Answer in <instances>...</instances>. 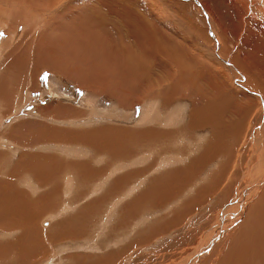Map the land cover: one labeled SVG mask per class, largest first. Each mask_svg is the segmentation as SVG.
<instances>
[{"label":"rangeland","instance_id":"1","mask_svg":"<svg viewBox=\"0 0 264 264\" xmlns=\"http://www.w3.org/2000/svg\"><path fill=\"white\" fill-rule=\"evenodd\" d=\"M101 1L72 0L74 6L69 9L60 5L64 0L56 5L55 0H0V91L10 88L13 92L12 97L7 95L5 108L0 96V115L17 108L23 113L5 119L1 136L15 141L10 128L14 123L45 121L40 106L50 103L60 109V125L78 130L106 126L112 128L111 134L129 128L123 131H127L125 139L110 143L112 146L85 142L72 144L67 151L63 144L56 147L52 142L51 149L57 148L58 156L62 155L53 178L54 190L47 175L38 183L33 171L15 165L27 152L22 150L23 143L19 147L15 143L17 148L7 149L6 155L0 147V177L10 180L12 173L21 175L13 177L16 188L26 189L41 213L36 217L33 208L21 211L15 201L9 208L0 206V264H181L205 247L208 253L194 264H264V199L260 200V190L248 198L252 164L263 159V152L254 153L248 138L246 142L240 139L241 131L250 135L258 126L253 113L263 99L255 88H250L254 92L238 89L237 73L225 60L240 69L253 66L252 79L257 74L264 78V0ZM16 10L20 14L27 11L23 15L26 18L28 13L31 24L37 22L32 32L21 30L23 46L27 42L23 34L34 39L26 52L17 49L19 40L9 38L16 30ZM211 22L215 26L210 27ZM214 31L221 42L214 38ZM36 49L41 63L38 71ZM236 54L240 60L233 58ZM85 58H93L90 67L96 62L100 72L108 71L110 65L116 71L105 72L102 84L95 77L86 83L77 73L86 66ZM169 58L180 59L185 79L177 80L180 69ZM213 73L216 77L209 83ZM58 90L80 98L88 93L98 100L94 107H115L131 117L130 121L145 110L148 118L142 115L137 123L116 119L119 115L112 119L106 117L109 110L107 115L92 117L95 110L91 107L56 100ZM151 90L153 94L148 95ZM73 108L79 113L66 117ZM81 108L86 110L80 112ZM257 134H263L260 125ZM217 141L225 145L223 153L217 149ZM228 147L233 149L231 155ZM35 148L48 150L41 151L36 145L28 151ZM80 160L87 161L83 165L86 171L73 162ZM71 161L73 173L67 170ZM96 168L103 171L98 175ZM70 175L73 183L66 178ZM51 208L59 211L57 216H50ZM224 212H242V216L229 224L225 236H218L226 222L218 223L220 229L212 225Z\"/></svg>","mask_w":264,"mask_h":264},{"label":"bare ground","instance_id":"2","mask_svg":"<svg viewBox=\"0 0 264 264\" xmlns=\"http://www.w3.org/2000/svg\"><path fill=\"white\" fill-rule=\"evenodd\" d=\"M8 1V0H7ZM14 1V0H13ZM63 0H55V5L56 4H60L61 2H62ZM98 1V0H97ZM16 2H17V0H16ZM23 2V1H22ZM26 2H28V1H26ZM73 2H74V0H73ZM72 2V0H64V2H62L60 5L62 6V4H65V6L67 7V8H71V6H74V3ZM99 2H100V0H99ZM102 3H106L104 0H102L101 1ZM9 3V2H8ZM47 5H49V4H47ZM59 6V5H58ZM60 6V7H61ZM57 8V7H56ZM55 8V9H56ZM63 8H64V6H63ZM74 10H75V8L74 7H72ZM10 9H12V8H10ZM55 9H54V11H55ZM72 9V10H73ZM59 10V9H58ZM64 10H65V8H64ZM23 11V10H22ZM206 15H207V17H211V19H213V16L212 15H210L209 13H207L204 9L202 10ZM13 12V11H12ZM15 12V11H14ZM14 12H13V14H14ZM25 12V13H24ZM24 12H22L23 14H26V12L27 11H24ZM51 12V11H50ZM62 12V11H61ZM68 12H70V10H68ZM72 12V11H71ZM9 13V12H8ZM35 13V12H34ZM54 13H56V12H54ZM66 13V12H65ZM264 13V12H263ZM15 14H17L16 16H15V19H17V20H15L14 21V27L16 28V30L15 31H13V33H15L13 36H10L9 38H11V37H13V39L15 40V41H17V40H19L18 41V43H17V49L19 50V48L20 49H22V51H24V50H27L28 49V43H32V42H34V39H31L30 38V40H29V38L27 37L28 36V34H23L22 35V37H24V38H27V42H26V46H23L22 44H21V42H20V40L22 39L21 37H20V39H19V36H21V33H22V31L23 30H26V29H31V30H28V32L29 31H31L32 32V25H35L34 23H37V22H35V20H33L34 21V23L33 24H31V22L30 21H28V18L27 17H29L28 16V13H27V15H26V18H25V15H23V14H20V12L18 13L17 12V10H16V13ZM58 14H60V13H58ZM63 14V13H62ZM68 14V13H67ZM71 14V13H70ZM10 15V14H9ZM19 15V18L17 17ZM8 16V14L6 15V17ZM14 16V15H13ZM36 16V15H35ZM60 17V16H59ZM65 17V16H64ZM35 18V17H34ZM2 19V18H1ZM6 19V18H5ZM30 19V18H29ZM35 19H37V18H35ZM43 19V18H42ZM55 19V18H54ZM67 19V18H66ZM12 20V19H11ZM31 20V19H30ZM8 21H9V19H8ZM64 21V23H65V19L63 20ZM53 22V21H52ZM9 23V22H8ZM38 23H39V21H38ZM54 24V23H53ZM56 24V23H55ZM37 25V24H36ZM40 25V24H39ZM43 25V24H42ZM61 25V24H60ZM38 26V25H37ZM37 26L36 27H34L35 29L37 28ZM51 26H53L52 24H51ZM212 26H215V25H213V23L211 22V26L210 27H212ZM4 28V27H3ZM39 28L40 27H38L37 29H38V31H39ZM47 29H49L48 27H46ZM51 28H53V27H51ZM50 28V29H51ZM1 30H2V28H1ZM22 30V31H21ZM43 30H44V28H43ZM214 30H216V29H214ZM9 31V30H8ZM27 31V30H26ZM51 32V31H50ZM33 33L36 35V31H34L33 30ZM53 34V33H52ZM0 35H1V33H0ZM29 35H31V34H29ZM48 35V34H47ZM213 35H214V38L216 39V41H220L219 40V38H218V35L216 34V31H214L213 32ZM34 36V35H33ZM37 36H38V34H37ZM40 36H41V32H39V38H40ZM53 36V35H52ZM55 37H57V36H55ZM5 38V37H4ZM8 38V37H7ZM51 38V37H50ZM12 39V38H11ZM81 39V38H80ZM28 40H29V42H28ZM84 40V39H83ZM10 41V40H9ZM23 41V40H22ZM8 42V41H7ZM43 42V41H42ZM57 42V41H56ZM85 42H86V40H85ZM221 42V41H220ZM41 43V42H40ZM53 43V42H52ZM87 43V42H86ZM219 43V42H218ZM28 44V45H27ZM43 44V43H42ZM89 44V43H88ZM8 45V44H7ZM83 45V44H82ZM4 46L6 47V44H4ZM3 46V43H2V47H4ZM4 47V48H5ZM30 47V46H29ZM6 48H8V46L6 47ZM5 48V49H6ZM88 48V47H87ZM90 48V47H89ZM3 49V48H2ZM1 49V50H2ZM85 49V48H84ZM200 49L202 50V48H201V46H200ZM203 50H205V48L203 49ZM4 51H6V50H4ZM20 51V50H19ZM87 51V50H86ZM2 52V51H1ZM24 52H26V51H24ZM36 52H37V57H36V65H35V67H36V69H37V71L38 70H40V65H41V63H40V61H39V59H40V55H39V50L38 49H36ZM41 52V51H40ZM82 52V51H81ZM80 52V53H81ZM85 52V51H84ZM83 52V53H84ZM229 52V51H228ZM53 53V52H52ZM86 53V52H85ZM16 54V53H15ZM43 54V53H42ZM76 54V53H75ZM79 54V53H78ZM92 54V53H91ZM24 55V54H23ZM77 55V54H76ZM166 55V54H165ZM164 55V57H166ZM77 56H79V55H77ZM76 56V57H77ZM84 56H86V54L84 55ZM88 56V55H87ZM221 58H222V56L221 55H219ZM238 56V54H236V55H234V59H236V60H240L239 59V57H237ZM58 57V56H57ZM75 57V56H74ZM88 57H90V54H89V56ZM173 57V56H172ZM60 59V58H59ZM93 59V58H92ZM92 59H89V60H87L86 58H85V60L86 61H88L87 62V64H85L86 66H84L83 65V67H81L80 69H79V71H77V73L79 74V76L80 77H82L83 78V81L85 82L86 81V83L88 82V79H93V77H95V78H97L98 79V81L99 82H101V84H102V82L104 81V76L103 75H105L106 73L105 72H112V71H116L115 70V68L113 69L112 68V65H110L108 68H106L108 71H104L103 69V71L102 72H100L99 70H97V68H96V62H95V64L93 63V67L91 68L90 67V65H91V63H92ZM169 59H171V58H169ZM168 59V60H169ZM95 60V59H94ZM172 60V59H171ZM170 60V61H171ZM178 59H176V60H174V58H173V60L172 61H176V63H175V65L177 66V68L178 69H180V72H178V75H176V76H178V77H176L177 78V80H180V78L182 79V78H186L187 76H186V72H184V73H182L181 72V70H182V67L184 68V66H183V64L182 63H180L179 62V60L177 61ZM225 60H226V63L229 65V66H231V68L237 73V75H235L234 77L236 78L237 77V86H238V89L239 90H241V89H247L248 91H251V92H254V91H252V90H250V88H255L257 91L255 92V93H257V94H259V95H261V97H262V99H263V104H261V106H260V108H257V112H255V113H253V115L255 116V119H256V123H257V125L259 126H261V128H262V130H263V134H262V136L260 137L258 134H257V130H258V126H255L254 128H255V130H254V132L252 131L251 133H250V135H248L247 133H245V134H243L242 135V131L240 132V139L243 141V142H246L245 140L247 139L250 143V145H253V147H251V146H249L250 148H252V150L254 151V153H255V151H257V152H259V153H262L263 152V156L261 157V158H263V159H259L260 161L259 162H255V164H252V170L254 171V173H253V171H252V173L254 174V176H253V178H252V180L251 181H249L248 182V186H249V193H248V198H249V200L252 198V195L254 194V193H256L258 190H260L261 192V194H262V196H263V198L262 199H260L261 201H263V199H264V187H261V185L263 184V182H264V176L263 177H261L262 175H263V173H262V171H264V166H263V164H264V91H263V89H262V86L264 85V78L263 77H261V76H258V74L256 75L257 76V78H254V79H252V75H254L253 73H256V69L255 68H253V66H250V67H246V66H244L242 69H240L238 66H236L235 64H233V65H231L232 63H230L226 58H225ZM224 60V61H225ZM75 61H77V59H75ZM74 61V62H75ZM60 62V61H59ZM215 62V61H214ZM63 63H64V65H67L64 61H63ZM77 63H78V61H77ZM46 65H48V64H46ZM57 65V64H56ZM62 65V64H61ZM63 65V66H64ZM217 65V64H216ZM238 65V64H237ZM60 66V65H59ZM58 66V67H59ZM82 66V65H81ZM95 66V67H94ZM105 66V65H104ZM240 66V65H239ZM46 67V66H45ZM61 68V67H60ZM56 69V68H55ZM111 69V70H110ZM42 70V69H41ZM121 72V71H120ZM212 72V71H211ZM216 72V71H215ZM57 73V72H56ZM187 73H188V71H187ZM215 74H217V73H213V74H211L210 76H208L209 78L207 79V81H210L209 83H211V81H212V79L214 78L215 79V77H216V75ZM215 75V76H214ZM115 77V76H114ZM110 78H113V77H110ZM247 78L249 79V80H247ZM70 79H72L71 77H70ZM117 79V78H116ZM186 81V80H185ZM251 81H253V82H251ZM244 82V83H243ZM250 82H251V84H250ZM86 83H84V84H86ZM192 83V82H191ZM220 83V82H219ZM33 86H35V85H33ZM10 87V86H9ZM14 88V87H13ZM102 89V88H101ZM100 89V90H101ZM50 90V89H49ZM97 90H99V89H97ZM4 90H1L0 92V96H2V99L4 98L5 100L3 101V100H1L2 101V103L1 104H3L4 103V108L7 106V104H8V102H9V99H8V96L7 95H9L10 97H12L11 95H13V92L11 91V89L9 88V89H7L6 88V90L4 91V93L2 94V92H3ZM14 91V90H13ZM51 91V90H50ZM102 91H105V88H103L102 89ZM11 92V93H10ZM30 93V92H29ZM29 93H27V96H28V99L29 100H31V98L29 97ZM52 93H54L55 94V92L53 91ZM58 93H59V97L60 98H58V99H56V100H59V101H64V99H68V103L69 104H73L72 102H76V103H81V104H84V105H86V107L88 108V107H91V108H93L94 110H95V115H93L92 117H94V116H98V115H105L106 113H107V110H109L108 111V115L106 116V117H110V118H112L113 119V117L114 116H117V115H119V116H117L116 117V119L117 118H124V119H126L127 121H130V118L131 117H127L126 115H122L121 113H119L118 112V110L114 107V109L112 110V108H111V106H110V108L108 109V108H105V107H100V108H96V107H94V106H96V105H98V104H96V102L98 101L97 99H96V97L95 98H93V97H90L89 95H88V93H85L84 94V96L82 97V98H80V97H78V96H74L73 94H70V93H68V92H63L62 90H58ZM15 94V93H14ZM153 93H152V90L149 92V94L148 95H152ZM7 96V97H6ZM121 97V96H120ZM125 97V96H124ZM127 97H128V95H127ZM27 99V100H28ZM0 101V102H1ZM35 101V100H34ZM55 102V101H54ZM15 104V103H14ZM51 104H52V106H51ZM19 105V103H17V106ZM57 105V104H56ZM83 105V106H84ZM20 106V105H19ZM71 107H72V105H70ZM78 106V105H77ZM76 106V107H77ZM101 106H102V104H101ZM105 106V105H104ZM82 107V106H81ZM3 108V107H2ZM18 109V111L16 112V110ZM15 111H13L14 109H8L6 112L8 113V115L7 114H4V113H2L1 115H0V128H1V126H2V123H4L5 122V119H11L13 116H15V117H17L18 115H22L23 113H21L22 112V109L21 108H17ZM40 109L42 110V114L40 115V117L41 118H45V121L44 120H42L41 118H39V122L35 125L34 123L32 124L31 122H28V121H21V122H16V123H14L13 124V126H10V128L12 129V133H13V135H14V139H15V141L13 142V141H9V140H7V139H5V137H4V135L5 134H3V136H1L0 137V147L1 148H4L5 150H3V149H1L0 151L2 152V150L4 151V154L6 155L7 153L5 152L7 149H9L10 150V148H11V150H10V152L12 151V149H15V148H17V147H19L18 145H21L22 143L24 144V147H23V149L22 150H27V152L24 154H22V156L18 159V164H15L16 166H18V167H20L21 169H22V171H25L24 170V168L26 169V170H30V172L31 171H33V173L35 174V176H37L38 178H39V181H38V183L39 182H41V178L44 176V175H47V177H48V179H50V181H53V187H52V189L54 190L55 188H56V186H57V184H55L54 183V176H55V173L58 171V169H59V166L61 165V163H60V161H59V158L60 157H62V155L59 157L58 156V153H59V155H60V153L61 152H59V151H57V148L56 149H51V147L50 146H52V145H50L52 142H55V145H56V147L58 146V145H64V149L65 148H67L68 150L70 149V146L72 145V144H80V146L81 145H84L85 144V142H95V143H97V144H105V143H107V142H109V144L110 143H117V141H120V140H122V138L123 139H125L124 137H126V136H124V134H126L127 133V131H126V133L125 132H123V131H125V130H129V128H127V129H125L124 127V130L122 131H112V134L110 133V130H112V128L110 129L109 127H106V126H102V127H95V128H85V127H80L79 128V130L76 128H74V127H70V125L69 124H63V125H60V123H62L61 121H60V119L61 118H63L62 116H60V109H57L56 108V106L54 105V103H50V104H48L47 106H40ZM92 109V110H93ZM215 110H216V108H214ZM86 109H84V108H81L80 109V112H84ZM88 110V109H87ZM199 110V109H198ZM198 110H196V112H197V114H198ZM64 111V110H63ZM79 110H78V108H73V110L72 111H70V112H66L65 113V115H66V117H75L76 116V112H78ZM213 111V110H212ZM207 112H209V111H207ZM1 113V112H0ZM16 113V114H15ZM21 113V114H20ZM29 113V112H28ZM31 113H34L35 114V112H31ZM79 113V112H78ZM77 113V114H78ZM144 113H146V110L143 112V114L142 115H144L145 117H144V119L146 118V116H147V118H148V114L146 115V114H144ZM30 114V113H29ZM33 114V115H34ZM84 114V113H83ZM130 114H132V113H130ZM175 114V113H174ZM209 114H210V112H209ZM25 115V114H24ZM37 115V114H36ZM85 115V114H84ZM142 115L141 116H139L138 114L137 115H134L133 116V118H132V120L130 121V122H136L137 123V121H139L140 119H141V117H142ZM35 116V115H34ZM38 117H39V115H37ZM83 116V115H82ZM81 116V117H82ZM113 116V117H112ZM85 118L86 117H88V116H84ZM91 117V118H92ZM205 117V116H204ZM212 117V116H211ZM146 118V119H147ZM198 117H196V119H197ZM203 118V117H202ZM18 119V118H17ZM71 119V118H70ZM81 118H79V120H80ZM143 119V118H142ZM141 119V120H142ZM19 120V119H18ZM76 120V119H75ZM84 120V119H83ZM86 120V119H85ZM84 120V121H85ZM171 120V119H170ZM252 120V119H251ZM72 121V120H71ZM255 121V120H254ZM46 122H50V123H46ZM67 122L68 123H70V121L69 120H67ZM79 122V121H78ZM80 122H82V121H80ZM251 122L252 121H250L249 122V124H248V122H246L247 123V130L249 129V127H250V124H251ZM84 123V122H83ZM5 124H7V123H5ZM4 124V125H5ZM10 124V122L8 123V125ZM28 124H31V126H29L28 127ZM3 125V126H4ZM65 125V126H64ZM72 125H73V123H72ZM78 125H80V124H78ZM82 125V124H81ZM87 126V125H86ZM101 126V125H100ZM225 126H227V125H225ZM224 126V127H225ZM224 127H222L223 129L222 130H226L227 129V127H225L226 129H224ZM4 128V127H3ZM119 128H121L120 126H115V129H119ZM229 128V127H228ZM246 129V125H245V128H244V130ZM7 130V129H6ZM114 130V129H113ZM229 130V129H228ZM231 130H232V128H231ZM238 130V129H237ZM236 130V131H237ZM20 131V132H19ZM19 132V133H18ZM223 132H225V131H223ZM6 133V132H5ZM7 134V133H6ZM18 134H27L26 136H19L18 138H17V135ZM111 134V135H110ZM7 135H9V134H7ZM216 135V134H215ZM214 135V136H215ZM219 136V135H218ZM11 137V136H10ZM115 137H117V140L116 141H113L114 139H115ZM221 137V136H220ZM6 138H8V136L6 137ZM110 138V139H109ZM11 139V138H10ZM220 139V138H219ZM16 140L18 141V142H16ZM219 141H217V143H218ZM224 142V141H223ZM228 142V141H227ZM15 143H17V145L15 144ZM210 143H211V141H210ZM45 144V145H44ZM88 144V143H87ZM216 143H214V145H215ZM17 147H16V146ZM39 146V147H42V149H39V150H45L44 149V147L45 148H47L48 150H45V151H42V152H39L36 148L34 149L35 151H28V148L29 147H31L32 148V146ZM40 145H42V146H40ZM44 145V146H43ZM106 145V144H105ZM111 146H112V144H110ZM109 145V146H110ZM236 145V144H235ZM107 146V145H106ZM222 146H224L225 147V145L222 143V142H219V144H218V148H217V145H216V148L217 149H219L222 153H223V151L221 150V148H222ZM62 148V147H61ZM212 148H213V146H212ZM215 148V149H216ZM232 148H233V146H232ZM67 149H65V150H67ZM240 149V148H239ZM21 150V149H20ZM67 150V151H68ZM218 150V151H219ZM226 150H227V152L229 153L230 151H232L233 152V149H231V147H228V148H226ZM236 150V149H235ZM8 151V150H7ZM220 151H219V153H220ZM237 151H240V150H238L237 149ZM29 152V153H28ZM58 152V153H57ZM236 152V151H235ZM3 153V152H2ZM13 153V152H12ZM239 153V152H238ZM4 154H3V156H4ZM8 154H9V152H8ZM202 154V153H201ZM230 154V153H229ZM233 154V153H232ZM2 155V154H1ZM82 155V154H81ZM225 155V154H224ZM231 155V154H230ZM125 156V155H124ZM123 156V157H124ZM209 156V155H208ZM5 157V156H4ZM3 157V158H4ZM8 157V156H7ZM6 157V158H7ZM84 157V156H83ZM3 158H2V160H3ZM9 158V157H8ZM65 158V157H64ZM63 158V159H64ZM71 158V157H70ZM127 158V157H126ZM259 158V157H258ZM85 159V158H84ZM4 160H5V158H4ZM61 160V159H60ZM66 160V159H65ZM75 160V159H74ZM197 160V159H196ZM5 161H8V159L7 160H5ZM10 161V160H9ZM62 161V160H61ZM63 162H64V160H63ZM74 163H78L79 165H78V167H82V168H78V169H80L81 171H86L85 169L86 168H84L83 167V165H85L86 164V160H80V161H73ZM60 163V164H59ZM3 165V164H2ZM77 165V164H76ZM122 165V164H121ZM4 166V165H3ZM87 166V165H86ZM1 167V166H0ZM228 167V166H227ZM4 168V167H3ZM67 170L69 171V170H73L74 168H73V165H72V161L70 162V163H68L67 164ZM99 168V167H98ZM251 168V167H250ZM97 169V168H96ZM225 169V168H224ZM71 170V172L73 173V171ZM88 171H90L89 169H87ZM101 171H103L102 169H100V170H98L97 169V173L96 174H98L99 175V173H101ZM115 171V170H114ZM250 172V171H249ZM257 174H256V173ZM251 173V174H252ZM260 173V174H259ZM27 174V173H26ZM246 174V173H245ZM248 174H250V173H248ZM16 175L17 174H15V173H12L11 174V178L12 179H10V180H7V179H5V178H2V177H0V206H3V207H5V208H9V206H10V203H11V201H15V202H18L19 204H20V208L22 209L21 211H23V210H27V211H29V208H33L32 209V214H33V210H34V214H35V216L37 217V216H39L38 214L40 213V210H39V206L38 205H33V203L32 202H34V201H31L30 200V197L28 196V191H26V189H23V188H16L17 186L15 185V182L13 181V177H14V179L15 178H17L16 177ZM108 175V174H107ZM21 176V175H20ZM19 176V177H20ZM226 176V175H225ZM247 176V175H246ZM23 177V176H22ZM71 177V178H70ZM249 177V176H248ZM252 177V176H251ZM261 177V178H260ZM66 178H68L70 181L72 180V179H74L73 178V176L72 175H70V176H68V177H66ZM95 178V177H94ZM218 178V177H217ZM19 179V178H18ZM251 179V178H250ZM69 180L67 181V184H68V182H69ZM248 180H249V178H248ZM19 181V180H18ZM49 181V180H48ZM85 181V180H84ZM219 181H220V179H219ZM57 182V181H56ZM72 183H73V181H71ZM21 183V182H20ZM102 183V182H101ZM23 184H25V183H23ZM30 184V183H29ZM91 184V183H90ZM33 185V184H32ZM69 185V184H68ZM71 185V184H70ZM34 186V185H33ZM253 186V187H252ZM29 187V186H28ZM85 187V186H84ZM89 192V191H88ZM78 193V192H77ZM54 195H56V194H54ZM76 195V194H75ZM86 195V194H85ZM82 196V195H81ZM83 196H84V194H83ZM82 196V197H83ZM236 196H238V195H236ZM53 197V196H52ZM56 197V196H55ZM87 197V196H86ZM58 198V197H57ZM81 198V197H80ZM84 198H85V196H84ZM53 199V198H52ZM58 200V199H57ZM75 201H76V198H75ZM56 202V201H55ZM49 203V202H48ZM56 204H58V203H56ZM13 207V206H12ZM12 207H10V208H12ZM41 209V208H40ZM8 210V209H7ZM19 210V209H18ZM49 210V209H48ZM9 211V210H8ZM44 211H46V210H44ZM43 211V212H44ZM57 211L58 210H55L54 208L52 209L51 208V211L49 210L48 212L50 213V216L52 215V216H57V214L59 213V211H58V213H57ZM225 211V210H224ZM42 212V211H41ZM227 212H228V210H227ZM28 213V212H27ZM57 213V214H56ZM43 214V213H42ZM56 214V215H55ZM31 215V214H30ZM40 215H41V213H40ZM49 215V214H48ZM43 216V215H42ZM229 216H231V218H230V220L228 219V217ZM239 216V217H238ZM242 216V212H241V214L240 215H235V214H232V215H229V214H227V213H225L224 212V217L223 218H218L217 219V221H215L214 223H213V225H212V227H216V228H219L218 227V225H220V224H218L219 222H221V223H225L224 225H220L221 227H222V229H220L219 230V233H218V236H219V234H220V236H222V235H224L225 236V234L227 233V229L230 227L229 226V224L230 225H232V224H234L235 223V221H237L240 217ZM40 217V216H39ZM233 217H235V219H233ZM233 220V221H232ZM229 221H231V222H229ZM42 222V221H41ZM31 225V224H30ZM32 226V225H31ZM26 229V228H25ZM217 233H216V236H217ZM213 235V234H212ZM52 238V237H51ZM53 240V239H52ZM208 249H207V247H205V248H200V249H198V251H196L195 253H194V255H190V258H189V260H187V262H183V263H181V264H190L192 261H193V263L192 264H194V261L195 260H198L199 259V257H201V254H206V253H208ZM194 256V257H193ZM197 256V257H196ZM203 257V256H202Z\"/></svg>","mask_w":264,"mask_h":264}]
</instances>
